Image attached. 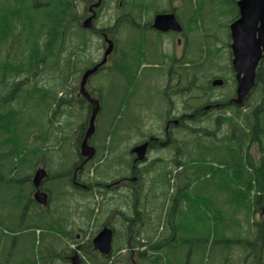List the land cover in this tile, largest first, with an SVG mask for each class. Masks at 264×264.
<instances>
[{"label":"trees","instance_id":"16d2710c","mask_svg":"<svg viewBox=\"0 0 264 264\" xmlns=\"http://www.w3.org/2000/svg\"><path fill=\"white\" fill-rule=\"evenodd\" d=\"M160 1L122 0V6H117L116 13L100 28L94 20L88 30L83 20L94 0H0V194L13 191L21 170L31 169L27 175L30 187L21 185L15 196L22 200V224L15 227L0 220V239L8 235L5 231L11 232L14 240L25 242L22 250L27 253L30 237L23 234L30 230L35 242L39 231L41 242L46 240L53 253L57 246L59 253L77 257L83 264H194L198 255L203 258L200 264H264V61L258 66L250 96L242 106L234 104L236 80L230 38L228 42L214 38L205 24L194 27L196 11L209 15V10L216 7L211 3L194 7L188 0L186 9L182 8L184 14L177 12L188 36L186 53L177 66L175 53L169 55L160 49L165 36L172 42L173 35H162L152 28V12H169L168 7L161 10ZM238 1L229 2L237 11L233 21L238 17ZM103 5L104 0L100 8ZM103 33L115 47L106 65L89 78L86 88L102 109L111 103L114 116L103 140L96 139V120L90 140L96 154L82 172L78 157L71 167L64 164L61 170L58 166L52 172L48 154L62 149L74 135L78 155L89 128L91 107L80 95V82L84 72L103 58ZM193 41L195 54L191 53ZM224 48L225 55L221 51ZM220 57L223 64L217 61ZM155 60L165 66L154 67ZM208 71L213 80L222 78L227 85L231 81L233 96L212 94V80L203 87L204 95H210L212 101L205 102L212 105L210 112L188 124L179 118V125L172 124L167 135L165 127L158 133L146 129V114L161 127L175 99L191 102L194 93L202 90L199 82ZM154 74L156 79L152 81ZM168 78L180 81L171 80L176 83L172 86ZM146 81L157 106L135 116L127 135H136L139 141L135 146L152 137H166L162 138L168 140L164 163L157 160L135 168L140 185L136 193L128 192L132 214L124 211V205L114 210L124 218L123 223L117 227L107 219L91 229L86 223L96 221L103 212L95 198L106 194V182L125 174L104 171L101 166L106 161L113 165L126 160L130 153L117 146L109 148L108 138L120 131V115L138 99L137 88ZM117 141L111 138L110 143ZM254 145L259 161L252 153ZM150 146L157 147V143L152 141ZM39 168L48 174L41 186L48 194L45 208L33 198V177ZM75 174L80 186L72 184ZM112 193L120 198L126 192ZM55 195L58 218L51 213ZM73 198L80 200L79 208H87L77 210L81 240H76L75 228H66L72 223V211L77 209L72 206ZM105 226L116 230L113 251L107 256L99 254L92 244ZM38 256L41 262L42 252ZM0 264L38 261L33 256L20 262L0 257Z\"/></svg>","mask_w":264,"mask_h":264},{"label":"rangeland","instance_id":"374dc122","mask_svg":"<svg viewBox=\"0 0 264 264\" xmlns=\"http://www.w3.org/2000/svg\"><path fill=\"white\" fill-rule=\"evenodd\" d=\"M99 0H94V4H96ZM192 1V5L194 7L198 6L199 4H206V3H211L212 5H214L216 7V10H209L210 14L209 15H205L204 13L200 12V11H196L195 12V17L197 18V25H194V27H199L201 28L202 25H208L211 28V34H213V37H218L220 39H222L224 42H228L229 38H230V25L234 19V17H236L237 15V11L234 12L232 10V8L229 5L230 0H191ZM103 3V2H102ZM101 3V5H102ZM188 3V0H173V5L171 4L170 0H161L159 2L160 6L162 7L161 10L165 7H169V6H182V8L184 7L186 9V4ZM112 5V7L110 5ZM100 5V7H101ZM109 5V7H108ZM117 6H122L121 2L120 3H115V0H104V5L102 8L98 7L96 9L97 10V17L95 18V20H97V27H101V25L104 23L105 19L107 17H111V15L115 14L117 11ZM93 7V6H92ZM181 7H178V11L181 14H184L182 11ZM159 10V9H158ZM89 10L88 13L86 14L85 19L89 16ZM155 15L154 12L151 13V15ZM154 18V17H153ZM84 19V20H85ZM83 20V22H84ZM147 18L144 17V22H146ZM204 25V26H205ZM200 35V34H199ZM170 36V35H169ZM197 42L199 40V37L196 35L194 38ZM165 40V39H164ZM176 38L174 39L173 43L170 45V50L173 51L174 53V48L177 47V53L178 55L181 52V48L178 47L176 45ZM230 44H231V38H230ZM194 45V41L193 44H191V53L195 54V50H196V45L193 47ZM106 47V46H105ZM105 50V48H104ZM102 50L101 53L104 51ZM190 50V49H188ZM224 55L227 52V49L224 48L221 50ZM95 55H98L96 58L99 57V53H97L96 51L94 52ZM154 57L156 56L155 54H152ZM219 64H223V60L220 57L218 60ZM155 64L154 67L158 68V67H163L165 65H163V63H161L159 60H155ZM210 72L208 71V73L206 74V76L203 78L202 81L199 82V87L202 90H199L197 92L194 93L195 96H192L194 99H196L200 104L211 101L210 100V95L205 96L204 95V91H203V87H207L208 82H211L214 78L210 77ZM224 78V77H223ZM153 79V80H152ZM150 79L152 81H154V79H156V74L153 75V78ZM222 80V78H220ZM225 79L229 80L228 77H225ZM150 80H148L150 82ZM148 81L144 82L142 85H140L137 88V93H138V99H134L131 103V105L126 108L123 113L120 115V120L118 121V125H119V130L117 134H112L109 138H108V147L111 148L113 146H117L120 150H123L125 152V154L128 153V151L130 152L131 149H133L132 147L135 146V144L139 141L138 138L136 137L135 134L127 135V127L131 124V122L134 120L135 116L139 115L143 110H146L147 107L149 108H155L154 106H157V101H153L152 98V90L148 87ZM230 81V80H229ZM151 83V82H150ZM185 85H187L188 81L184 82ZM232 84V82L230 81L229 84H225L223 86H217V87H213L212 90V94H215L216 96H219L220 94H226L227 95H232L233 96V92H232V87H230L229 85ZM211 85V83H210ZM107 86V83H106ZM212 86V85H211ZM210 93V92H209ZM233 98V97H232ZM231 98V99H232ZM214 100V99H213ZM217 100V99H216ZM233 100V99H232ZM183 99H180L179 102H182ZM191 103H193V100L191 101ZM77 109V108H76ZM102 109V108H101ZM111 111V103H107L105 105V107L100 111V113L98 114L97 117V124H98V133L96 136L97 140H103L106 134V131L109 129L111 120L114 116L115 113V107H113L112 111ZM209 112V111H207ZM215 115V114H214ZM151 116H149V114L145 115V119L147 123V126L149 128H146L147 130L151 131L152 133H158V132H162L163 128L165 127V124L160 127L159 122L155 121L153 118H150ZM151 129V130H150ZM153 130V131H152ZM111 138H113V141H115L116 139L118 140L116 143H110ZM76 138L74 135L70 136V141L69 143H67L65 146H63L62 149H58L55 152H51L50 154H48V156L44 153L41 154V156L45 157L47 156L48 158L50 157L51 159L47 160V162L50 161V169L52 172H54L56 169H58V166H60V170L63 168L64 164L66 167H71L72 165V161L76 160L78 155L76 154ZM252 153L254 158L256 159V161H259L260 159V154L258 151V148L256 145L253 146L252 148ZM127 156V155H126ZM46 158V157H45ZM53 159V160H52ZM52 160V161H51ZM106 161L105 163H103V165L101 166V170L104 171H109L112 173H127L129 175V169L130 167V162H129V158L126 160H122V161H117L116 164L113 163V165H109L111 162ZM31 171L30 167H25V169H22L21 172L19 173V176L16 177V182L15 185H17V187L13 190V191H7L4 190L1 194H0V220L5 222V224H9L10 226H15L18 227V225L22 224L21 222V209L23 207H21L19 205L22 204V200L20 197H18L16 199L15 196L18 195L19 193V187L21 185H27V187H30V183L27 180V175L29 174V172ZM26 179V180H25ZM54 182V181H52ZM51 185V183H50ZM137 188L139 186V183L137 182V184L135 185ZM118 188H125L124 186L122 187H118ZM56 189V188H53ZM117 191V190H116ZM114 192V191H112ZM106 193L104 196L98 195L95 198V202L100 203V205L103 208V212L102 214L99 215L100 218H98L96 221L93 222H87L86 223V227L89 226V228L93 229L95 228L94 225H100L104 220H110L111 222H113L115 225H117V227L119 226L120 223L124 222V218L117 214L114 213V210H118L122 208V205H124V211L127 214H132L131 209L129 208V195L131 193H125L123 195H121L120 198H118L117 196H115L113 193ZM54 194H56L54 192ZM57 195H55L54 198V202L52 203V210L51 213L52 215L56 218L57 214L55 212V208L57 205V201L58 199L56 198ZM115 196L117 197L116 199H113L112 197ZM16 200V202H15ZM79 199H72V206L77 207L76 211L73 212L72 211V219L70 218V220L72 221V223L70 222V225L66 226V228L70 229V228H75L74 230V234H82V232L79 230L80 226H82L81 223H79L77 217L80 215L78 213L77 210H87L86 206H81V208H79L78 203H79ZM159 202V201H158ZM85 204L82 201V205ZM92 204V203H91ZM99 205V206H100ZM21 214V215H20ZM20 215V216H19ZM155 215H153V221L155 220ZM59 216V213H58ZM58 218V217H57ZM77 220L78 222L76 223ZM84 221H86V219H84ZM73 223L75 225H73ZM122 227H120L121 229ZM30 231V230H28ZM26 231V233H24L23 235L25 237H30V243L28 244L27 247V253H24L22 248L25 244V242L23 240H14V235L9 232V231H5L6 233H8L7 236H3L0 239V257L2 258H11L12 261L15 262H20L22 259H28L29 257H34L37 261L38 264H65L64 263V254L62 255V252L59 253L58 250L56 249L57 246H55L53 249H55L57 252L53 253L51 251V248H49V243H47L46 240L42 241L40 240V236L41 233L38 231L37 232V239L35 242L31 239V236H29V234L31 232ZM23 233V232H22ZM1 236V233H0ZM85 236H84V241H85ZM120 238L116 237V241H119ZM73 244V242H72ZM60 245V243H59ZM61 247V246H59ZM39 252H42V259L41 262L38 260V255ZM61 254V255H60ZM187 255V250L186 252H183L182 254V258H186ZM61 257V258H60ZM203 261V258L201 256H196V260L194 262V264H200Z\"/></svg>","mask_w":264,"mask_h":264},{"label":"water","instance_id":"95a60500","mask_svg":"<svg viewBox=\"0 0 264 264\" xmlns=\"http://www.w3.org/2000/svg\"><path fill=\"white\" fill-rule=\"evenodd\" d=\"M102 0H99L91 8L92 15L83 22V27L92 29L93 20L96 17L94 9L100 7ZM239 17L230 25V51L232 54L231 66L235 73L237 82L236 98L234 104L242 106L250 96L256 86L257 69L261 61H264V0H239L237 2ZM152 28L162 32L181 33L183 27L179 23L174 13H158L153 20ZM104 41L107 46L104 51L102 60L94 67L86 70L82 75L80 82V95L87 100L91 106V117L89 128L81 145L82 155L88 160L92 159L95 150L90 146L89 141L95 133L96 120L101 111L99 100L93 98L88 92L86 86L90 77L95 75L99 69L106 65L109 56L114 50V42L104 34ZM223 80L216 79L212 86H222ZM178 122V121H176ZM151 141L135 146L131 152L137 155V159L143 161ZM48 174L44 168H39L34 177L33 185L35 188L34 200L42 205L48 204V194L41 190V186ZM114 231L105 226L93 238L92 244L94 249L102 255H109L113 251Z\"/></svg>","mask_w":264,"mask_h":264},{"label":"flooded vegetation","instance_id":"af4514ba","mask_svg":"<svg viewBox=\"0 0 264 264\" xmlns=\"http://www.w3.org/2000/svg\"><path fill=\"white\" fill-rule=\"evenodd\" d=\"M120 2L122 4V0H115V3H120ZM171 4L173 5V0H171ZM93 5H94V3H92L90 5L89 9H88L89 12H91V13H89V16L92 14L91 8H92ZM178 7L182 8V6H178ZM178 7L169 6L168 9H167L169 12H161V13H174L176 15L179 23L183 27V31L181 33H176V32H172V31L166 32V33H162V32H159V31L153 29L159 34H162V35H167V34L168 35H173V39H175V38L177 39L176 40V45L181 48V52L178 55L179 52L177 53V47L174 48V53H175L174 60L175 61L172 59L177 66L179 65V62L183 60V57H184V55L186 53V49H187L186 45H187V40H188V36L186 34V28L183 26L182 21H181L180 17L177 14ZM97 10L98 9H95V12H97ZM157 14H155L154 16H156ZM238 17H239V12H238ZM103 35H104V33H103ZM164 39H165V41H163L160 44V49L163 50L165 53H168L170 55V54L173 53V51L170 50L169 48H170V45L173 43L174 40L171 42L170 41L171 39L166 38V36H165ZM171 80L180 81V79L168 78V81H170L169 84H171L172 86L176 85V83H173L174 81H171ZM236 87H237V83H236ZM179 100L180 99H178V98L174 100L173 106H172L171 110L169 111L170 113H167V121L165 122V129H164L166 135L168 134L169 128L171 127L172 124H175V126L179 125V122H176V121H178L179 118L183 119V121H185V124H188V123L192 122L191 120H194L196 118H200L201 114L203 116L206 111L210 112L209 109L212 108V105L209 104V105L206 106L205 103L200 104L196 99H193V103H191L189 101L185 102L184 100L182 102H179ZM210 102H212V101H210ZM212 112H214V111H212ZM162 138H166V137L159 136V137H152V138L149 139L151 142L155 141L157 143V147L150 146V144H151V142H150V144L148 146V149H147V152H146V157H145V159L143 161L138 160L137 159V155L133 154L131 152V150H132L131 149L130 153L127 154L128 158H129V162H130V167H131L129 169V175L127 173H125L123 176H121V175L116 176V180L117 181L116 180H114V181L113 180H109L108 182H106L105 185H104L105 189H107L106 193H111L114 190H117V194H118V192H120V193L126 192V194L128 192L136 193L137 192L136 189H138L139 186L137 188L135 185L137 184V182L139 180L134 175L135 174V172H134L135 168L136 167H141V166H146L152 161H155V162L159 161L158 162L159 164H163L164 163V159H162V156L166 155V147H167L168 140H167V142H164L162 140ZM89 144H90V142H89ZM141 144H143V143H141ZM81 145H82V143H81ZM138 145H140V144H138ZM90 146H92V145L90 144ZM94 150H95V154H96V149L94 148ZM93 159H94V157L92 159H90V160H88L86 157H84L82 155V151H81V148H80L79 152H78V161H81V166H80L81 170L80 171L82 172L83 166H85L88 163H91ZM75 177H76V174L74 175V179H73L72 184L74 186H78V185L80 186L81 184H79L78 182L75 181ZM138 183L140 185V182H138ZM122 186H124L125 188H123V189L122 188H118V187H122ZM47 206L48 205L44 206V208L47 207ZM111 223L114 224L113 222H111ZM110 228L114 231V239H115V231L116 230H115V228H112V227H110ZM75 235H76V240H81L82 234H75ZM113 243H114V240H113ZM63 259H64V263L65 264H83V262L79 261V259L77 257H74V258L71 259V256L64 255Z\"/></svg>","mask_w":264,"mask_h":264}]
</instances>
